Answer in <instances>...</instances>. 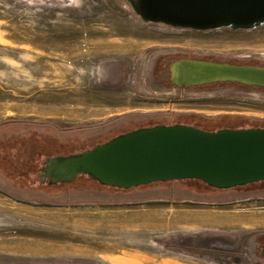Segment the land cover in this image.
Instances as JSON below:
<instances>
[{
  "label": "rangeland",
  "instance_id": "obj_1",
  "mask_svg": "<svg viewBox=\"0 0 264 264\" xmlns=\"http://www.w3.org/2000/svg\"><path fill=\"white\" fill-rule=\"evenodd\" d=\"M179 57L264 66V25L194 32L144 23L125 0H0V264H264L249 252V237H264V181L222 192L41 181L45 160L66 154L27 135L29 122L58 124L64 141L151 114L264 127V88L171 87Z\"/></svg>",
  "mask_w": 264,
  "mask_h": 264
},
{
  "label": "water",
  "instance_id": "obj_2",
  "mask_svg": "<svg viewBox=\"0 0 264 264\" xmlns=\"http://www.w3.org/2000/svg\"><path fill=\"white\" fill-rule=\"evenodd\" d=\"M125 2L144 23L174 29L238 31L264 25V0ZM178 63H190L186 68L192 72L182 84L173 80V66ZM169 71V80L177 88L217 82L264 88V66L182 59L173 62ZM80 175H87L99 185L123 190L192 179L223 190L264 181V127L214 131L183 123L140 127L82 152L47 158L40 178L55 185L72 182ZM256 236L249 237L253 256ZM261 257L264 258V244Z\"/></svg>",
  "mask_w": 264,
  "mask_h": 264
},
{
  "label": "trees",
  "instance_id": "obj_3",
  "mask_svg": "<svg viewBox=\"0 0 264 264\" xmlns=\"http://www.w3.org/2000/svg\"><path fill=\"white\" fill-rule=\"evenodd\" d=\"M182 59H193V60H204V61H212V62H224V61H217V60H210V59H195V58H184V57H179L175 61L178 60H182ZM172 62V63H173ZM170 63V65L172 64ZM226 63H231V64H239V65H244V64H249L252 66H259V67H263V65L261 64H257V63H252V62H226ZM169 65V67H170ZM169 67H168V76H167V80L168 83L171 87H174L170 80V71H169ZM218 83V82H217ZM214 84V83H211ZM248 119V118H247ZM246 118L243 119L241 117H232L230 115L227 116H215V117H207V116H203V115H198V114H189V115H173V116H165L163 114H151V115H143V116H128V117H123L122 119H119L118 121H109L107 123H105V126H103V128L100 130L95 131L94 133L84 137V139H77V140H72V141H64L59 139L60 137L58 136L59 132H58V124H50V123H42V124H34V123H30L28 124V126L24 127L23 130H25V132H27V135H33L36 134L38 136H41L45 139H47V136L49 135L50 137H53L50 139V143L53 142V144L56 145V148L59 150L60 153L62 154H75V153H79L82 151H85L87 149H90V147L94 146L95 144L98 143H102L105 142L107 139H110L112 137H115L119 134L140 128V127H145V126H151V125H158V124H162V125H171L173 123H175V120L181 121L183 123H190L193 122L196 125H201L198 126L201 129L204 130H208V131H214L220 128H242L241 126H237V123L241 120L246 121ZM249 122H260V120H255V119H251L247 120ZM264 122V121H261ZM56 138V139H55ZM57 138L59 140H57ZM52 141V142H51ZM81 144L82 146H88L89 148H86L84 150H74L76 148V145ZM44 152L46 153L47 151L44 150ZM51 152V151H50ZM48 152V153H50ZM76 178H79L81 181H75V185L77 187H81L79 190H92L94 192H98V191H102V192H118V191H126L123 189H117V188H111V187H106V186H102L99 185L97 181L92 180L90 178L87 177V175H80L77 176ZM77 180V179H76ZM194 180V179H192ZM199 181V180H196ZM74 182V181H72ZM187 180H180V181H167V182H158V183H152V184H146L143 186H139L137 188L134 189H138L141 190V188H146V187H168V188H178L181 189L184 187L181 186L182 184L186 183ZM201 182V181H199ZM263 182V181H260ZM203 183V182H201ZM65 184H71V183H65ZM205 186H207V188L211 189V190H215L217 192H222V191H226V190H230V189H216V188H212L209 187L207 184L203 183ZM72 186V185H70ZM83 186V187H82ZM91 188V189H87ZM236 188V187H235ZM233 189V188H231Z\"/></svg>",
  "mask_w": 264,
  "mask_h": 264
},
{
  "label": "bare ground",
  "instance_id": "obj_4",
  "mask_svg": "<svg viewBox=\"0 0 264 264\" xmlns=\"http://www.w3.org/2000/svg\"><path fill=\"white\" fill-rule=\"evenodd\" d=\"M189 64L190 63H178L173 66V80L176 84H182L187 82L185 76L191 72L186 68L187 66H190ZM219 73L223 75L221 71H219Z\"/></svg>",
  "mask_w": 264,
  "mask_h": 264
},
{
  "label": "flooded vegetation",
  "instance_id": "obj_5",
  "mask_svg": "<svg viewBox=\"0 0 264 264\" xmlns=\"http://www.w3.org/2000/svg\"><path fill=\"white\" fill-rule=\"evenodd\" d=\"M263 244H264V237L257 235V237H256V252H255L256 257H254L250 253V256L253 257L254 261L264 262V258L261 257V250H262ZM248 247H250V246H248Z\"/></svg>",
  "mask_w": 264,
  "mask_h": 264
}]
</instances>
